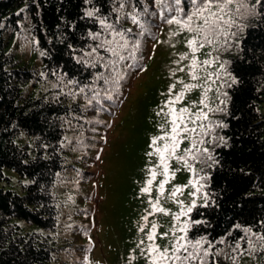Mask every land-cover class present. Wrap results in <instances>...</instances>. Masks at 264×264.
I'll return each instance as SVG.
<instances>
[{"label": "trees", "instance_id": "trees-1", "mask_svg": "<svg viewBox=\"0 0 264 264\" xmlns=\"http://www.w3.org/2000/svg\"><path fill=\"white\" fill-rule=\"evenodd\" d=\"M241 2L239 12L238 5L230 6L233 26L213 43L234 80L228 91L223 142L213 151L210 165L209 202L193 208L187 238L205 239L216 245L224 242L232 252L243 254L248 250V239L255 236L264 253V240L260 239L264 237V0ZM119 3L0 0V183L8 179L5 169L30 180L23 185L22 195L0 188V264H59L58 243L48 234L55 231L61 216L55 188L69 168L67 144L72 124L79 123L81 132L85 131L82 126H88L86 109L71 98L84 92L98 109L107 110V100H112L111 93L119 90L121 82L111 84L121 65L117 61L109 66L116 57L97 49L104 62L93 66L95 54L86 55L101 41L112 39L100 19L106 17L107 23L117 29H131L126 38L129 56L136 61L148 41L144 34L157 29L153 16L163 14L166 16L161 19L167 20L176 14L155 0H131L116 11ZM166 3L172 6V0ZM89 11L95 15L88 17ZM133 12L139 24L127 15ZM124 14L128 23L122 20ZM26 29L37 39L42 53V77L17 65L7 51V34L19 32L26 36ZM90 33H99V39H93ZM137 42L139 47L134 50L132 46ZM39 79L56 86L40 97L24 92L26 85ZM22 136L32 138L31 148L28 143H18ZM87 144L88 140L79 142L75 148L84 152ZM14 219L36 230L25 231Z\"/></svg>", "mask_w": 264, "mask_h": 264}, {"label": "rangeland", "instance_id": "rangeland-1", "mask_svg": "<svg viewBox=\"0 0 264 264\" xmlns=\"http://www.w3.org/2000/svg\"><path fill=\"white\" fill-rule=\"evenodd\" d=\"M165 16L159 13L153 16L157 24L152 26L157 29L144 34V40L148 41L136 61L129 56L130 43L121 52L125 59L111 83L116 86L121 81L120 87L114 95L111 93V102L107 100V110L98 109L84 92L71 98L86 109L88 126H82L85 131L81 132L79 123L72 124L67 144L69 168L55 188L61 216L55 231L48 234L58 243L59 264H150L157 255L149 251L151 245L171 254L172 244L178 238L185 237L180 243L188 244L191 212L209 202L210 165L213 151L223 142L228 91L234 79L214 44H205L203 48L197 44V64L192 67L193 53L187 42L193 34L175 23L168 24L161 19ZM122 20L129 22L126 14ZM6 37L7 51L17 65L44 76L37 39L27 29L26 36L19 32L11 36L9 32ZM182 56L186 59H181ZM185 85L195 87L186 89ZM55 86L51 81L39 79L26 85L24 92L40 97ZM181 92L179 101L168 103ZM181 108L188 109L184 123L195 131H181V142L174 155L170 150L164 152L166 175L160 153L155 149L163 150L171 141L157 139L155 145L152 141L170 133L173 118L170 109L178 113ZM183 127L181 124V130ZM86 140L90 142L88 148L78 152L76 144ZM18 143H28L31 148L32 138L22 136ZM150 170H154V177ZM4 174L8 179L0 183V188L22 195L23 185L30 180L8 169ZM145 188L148 191H142ZM13 222L25 231L36 230L23 221ZM149 235H154V239L149 240ZM200 241V255L205 250L209 253L203 257L204 264H264V253L255 236L248 239L245 253L239 249L243 254L232 252L224 242L216 245L205 239Z\"/></svg>", "mask_w": 264, "mask_h": 264}, {"label": "snow or ice", "instance_id": "snow-or-ice-1", "mask_svg": "<svg viewBox=\"0 0 264 264\" xmlns=\"http://www.w3.org/2000/svg\"><path fill=\"white\" fill-rule=\"evenodd\" d=\"M126 3H131V0H120L119 8L116 11H119L125 8ZM157 5H163L166 9L170 12L176 13L175 15H171L170 18L167 19L168 24H177L181 26L182 29L188 31L189 33L193 34V38L189 39L187 42V47L193 53V59L191 61V66L195 67L197 64V60L195 59V53L198 50L197 44L199 48H203L205 44L211 45L214 43V40L219 37L220 35H226L227 29H230L233 24L235 23L234 20L231 19L232 12L230 6L233 4L237 6V12H239V8L242 5L241 0H172V6L169 7L166 3V0H155ZM135 8V5H133ZM145 12H147V8H145ZM88 17H93L95 13L93 11H89L86 13ZM130 16L132 22L134 24H139V17L138 15L133 12L127 14ZM119 21V16L117 17V22ZM99 23L102 27L109 31V35L112 36L110 40H103L101 41L96 47L92 48L90 53H86V55L92 56L95 54L93 59V66L97 62H104V57L100 56L97 49H104L105 52L111 54L112 57H116L117 60H112L109 62V66H114L117 61H123L125 56L121 54L123 50H126L129 46V41L126 38V32H131V29L122 30L117 29L113 26V24L107 23V18L100 19ZM143 25H141V28ZM142 34V33H141ZM93 39H99L100 34H92L90 33ZM235 35V33H232ZM203 37L202 39H197L198 37ZM133 49H137L139 47L138 42L134 44ZM134 55V53H133ZM181 59H186V57L182 56ZM87 63V62H86ZM205 64L209 63V61H204ZM192 78L196 79L194 73H192ZM97 79H103L102 76H98ZM107 81L105 80V83ZM195 87V85H185L186 89H190ZM83 91V89H81ZM183 96V92L178 94L175 100L169 101V104H173L179 101ZM203 103V101H202ZM167 107V105H165ZM172 113V120H171V131L170 133H166L164 136H160L158 138H154L152 144L155 145L157 139L164 140L168 139L171 141L170 144L166 143L164 145L163 150L157 148L155 149L158 153H160V159L164 166V172L167 175V164L165 163V156L164 152H169L170 154L174 155L176 149L179 147L181 136V131L186 133H191L195 131V128L189 129L187 124L184 123V117L188 114L187 108H181L178 113L175 112L174 109H170ZM179 121V123H178ZM195 123V121H192ZM184 124L183 129L181 130L180 125ZM190 151V150H188ZM152 153H149L151 155ZM178 159H183L182 157ZM153 173V177L155 176L154 170H150ZM151 181H149V184ZM164 187V183L160 184V190L162 192ZM142 191H148L147 188L143 189ZM176 191H180V189H176ZM175 195V192H173ZM155 208L156 205H153ZM163 211V209H160ZM191 211V208L188 209ZM143 230V229H141ZM155 232V225H153V233ZM166 235V234H165ZM149 240L154 239V235H149ZM185 237H180L178 240L172 244L171 247V254L167 249L159 250L155 245H151L149 247V251L152 253H157V255L153 256L150 264H158V262H171V264H204L203 257L209 255L208 251L205 250L203 252V256L200 255L198 249L201 247V241L196 240L194 243L188 241V244H182L180 241L184 240ZM261 240H264V237H260ZM189 245L192 248V251H189ZM239 243L236 244V248H239Z\"/></svg>", "mask_w": 264, "mask_h": 264}]
</instances>
